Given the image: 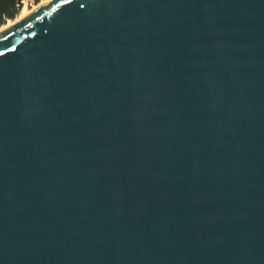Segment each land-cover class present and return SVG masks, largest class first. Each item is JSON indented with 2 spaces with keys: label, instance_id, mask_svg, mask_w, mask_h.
<instances>
[{
  "label": "water",
  "instance_id": "95a60500",
  "mask_svg": "<svg viewBox=\"0 0 264 264\" xmlns=\"http://www.w3.org/2000/svg\"><path fill=\"white\" fill-rule=\"evenodd\" d=\"M0 264H264V0H53L1 32Z\"/></svg>",
  "mask_w": 264,
  "mask_h": 264
},
{
  "label": "trees",
  "instance_id": "16d2710c",
  "mask_svg": "<svg viewBox=\"0 0 264 264\" xmlns=\"http://www.w3.org/2000/svg\"><path fill=\"white\" fill-rule=\"evenodd\" d=\"M42 0H34L37 4ZM20 0H0V24H5L9 19H14L20 12Z\"/></svg>",
  "mask_w": 264,
  "mask_h": 264
},
{
  "label": "bare ground",
  "instance_id": "6f19581e",
  "mask_svg": "<svg viewBox=\"0 0 264 264\" xmlns=\"http://www.w3.org/2000/svg\"><path fill=\"white\" fill-rule=\"evenodd\" d=\"M53 0H42L40 3L36 4L33 7L29 6L26 2L24 6L21 8L20 12L14 19H9L5 24H0V33L5 31L11 26H14L24 20L27 16H29L32 12H34L39 7L51 3Z\"/></svg>",
  "mask_w": 264,
  "mask_h": 264
},
{
  "label": "rangeland",
  "instance_id": "374dc122",
  "mask_svg": "<svg viewBox=\"0 0 264 264\" xmlns=\"http://www.w3.org/2000/svg\"><path fill=\"white\" fill-rule=\"evenodd\" d=\"M28 4H29V6H31V7H33V5L35 6L37 3L36 2H34V0H33V2H32V0H27L26 1ZM25 2V3H26ZM24 6V4H21V7H20V9L22 8Z\"/></svg>",
  "mask_w": 264,
  "mask_h": 264
},
{
  "label": "built area",
  "instance_id": "2783aa9c",
  "mask_svg": "<svg viewBox=\"0 0 264 264\" xmlns=\"http://www.w3.org/2000/svg\"><path fill=\"white\" fill-rule=\"evenodd\" d=\"M27 0H20L21 4H24ZM33 2V0H32Z\"/></svg>",
  "mask_w": 264,
  "mask_h": 264
}]
</instances>
